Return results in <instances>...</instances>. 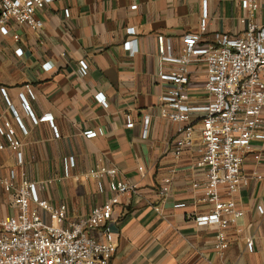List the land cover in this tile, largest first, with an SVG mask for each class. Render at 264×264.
Returning a JSON list of instances; mask_svg holds the SVG:
<instances>
[{
	"label": "crops",
	"instance_id": "0c3cea01",
	"mask_svg": "<svg viewBox=\"0 0 264 264\" xmlns=\"http://www.w3.org/2000/svg\"><path fill=\"white\" fill-rule=\"evenodd\" d=\"M240 1L206 0L201 43H211L216 34L241 35L246 12ZM201 15L198 0H59L37 14L39 30L9 24L8 34H0V130L13 132L20 161L9 148L0 151L1 220L17 214L13 190L22 182L44 184L40 199L65 204L68 220L87 215L111 194L106 182L99 193L94 182L80 178L104 166L116 170V180L135 187L114 206L109 241L115 253L108 264H264V141H253L243 158L241 174L248 183L232 197L243 215L225 230L227 249L216 251L218 228L195 221L209 210L201 202L203 170L196 167L203 148L199 121H191V147L174 156L178 125L159 116L170 87L159 75L177 68L162 57L181 54L184 36L198 33ZM253 21L264 24V5ZM129 28L134 35H126ZM125 42L129 48H123ZM79 62L88 66L85 75ZM204 81L203 64L188 65V104L205 103ZM144 117L149 120L146 137ZM127 119L132 128L126 127ZM261 120L264 133V110ZM86 132L95 135L86 139ZM0 144L6 145L2 135ZM10 174L14 189L6 191L2 181ZM165 178L170 186L161 199Z\"/></svg>",
	"mask_w": 264,
	"mask_h": 264
},
{
	"label": "built area",
	"instance_id": "2783aa9c",
	"mask_svg": "<svg viewBox=\"0 0 264 264\" xmlns=\"http://www.w3.org/2000/svg\"><path fill=\"white\" fill-rule=\"evenodd\" d=\"M57 1L0 0V34H8L9 24L39 30L42 22L37 14L46 3ZM198 1L202 6L198 33L184 36V46L177 58L169 54L162 57L164 62L175 64L177 68L170 74L159 75L161 81L170 84L167 94L161 99L163 106L159 109V116L178 125L172 147L174 156L191 147V121H199L203 148L196 167L203 170L201 202L209 210L195 221L199 226L218 228L214 248L223 251L228 247L225 230L243 215L232 199L248 183L241 174L243 158L250 152L253 141H264V133L260 132L264 110V24L253 21L264 0H241L240 7L246 12V17L241 20L244 24L241 35L216 34L209 44L201 43L206 31L207 2ZM68 16L65 10L64 17ZM125 32L128 36L134 35L132 28ZM129 44L125 42L123 48H129ZM158 49L160 54L164 53L162 38L158 39ZM14 55L20 57L22 51L16 49ZM192 63L203 64L205 70L202 90L206 101L202 105L188 104V65ZM43 67L49 69L48 64ZM78 67L85 75L87 64L79 62ZM96 98L99 104L106 106L101 95ZM22 108L35 122L25 99H22ZM42 120L52 123L51 118ZM148 121L147 117L143 118V137H146ZM132 126L127 119L126 127ZM53 130L54 137H57ZM0 135L6 140V145L0 144V151L7 147L16 152L20 161L19 144L13 139V132L0 130ZM83 135L90 139L95 134L86 132ZM69 164L73 165L71 160ZM116 176L115 169L104 166L87 170L80 180L94 182L99 193L106 182L111 197L93 207L87 215L68 220L65 204L53 206L40 199L44 184L22 182L14 189L10 174L2 185L6 191L14 189L13 203L17 214L0 219V264H108L115 253V246L109 241V222L114 206L121 196L135 191L134 186L116 180ZM169 186L170 179L165 178L158 190L161 199L166 196ZM193 187L198 186L194 184ZM259 212L262 213L261 210ZM94 233H98L100 239ZM246 249L251 251V245L247 244Z\"/></svg>",
	"mask_w": 264,
	"mask_h": 264
}]
</instances>
